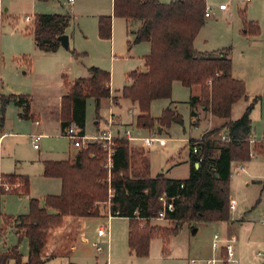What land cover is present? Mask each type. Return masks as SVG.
<instances>
[{
  "label": "trees",
  "instance_id": "1",
  "mask_svg": "<svg viewBox=\"0 0 264 264\" xmlns=\"http://www.w3.org/2000/svg\"><path fill=\"white\" fill-rule=\"evenodd\" d=\"M206 8L205 0H171L168 3L113 0V16L126 20L129 27L133 22L139 23L136 30L128 31L132 36L128 47L141 42L150 45L149 53L144 57L145 70L128 73L131 84L121 90V97L137 106V127L158 128L157 132H161L171 123H182L181 116L170 107L165 108L160 117L150 115L153 100L170 98L173 82L187 88L198 87L199 95L190 97L189 106H202L212 116L224 120L220 127L204 133L200 140H189L187 178L165 179L160 174L150 177L149 161L142 156L143 150L133 156L130 142L125 137L116 139L110 170L104 167L105 152L97 142L78 149L71 159L44 161L43 175L59 178L61 192L45 196L43 205L38 199L31 198L26 214L1 216L0 234L13 224L19 240L26 238L28 241V256L27 261L22 262L18 246H12L0 254V264H8L10 260L14 264H45L50 236L62 227L65 217L90 218L107 213V216L127 218L128 248L135 257L148 255L153 237L163 240L165 252L169 238L176 235L184 224L229 220L231 163L250 159V111L255 99L240 118L230 119L232 105L246 97V86L232 76V62L227 56L229 47L213 53L194 49L193 42L205 22ZM241 19L242 35H259L256 22L248 21L244 12ZM70 21L69 14H36L31 29L36 47L44 52L55 51L60 46L58 38L65 34ZM111 25L110 15L99 16L97 28L101 39L111 37ZM87 73V77L77 78L72 83L64 78L68 92L61 98L62 133L74 125L79 135L84 136L86 100L94 99L97 112L100 101L111 97L109 72L91 66ZM10 102L22 108L21 118L29 117L27 95L0 93V125ZM191 115H195L193 111ZM221 129L227 131L230 140H220L218 133ZM194 147L197 153H193ZM254 149L260 153L263 151L262 146L255 145ZM5 176L21 179L22 188L18 193H28L27 177ZM162 193L173 198V210L166 211L164 218L171 226L151 225L149 222L162 209L158 201ZM106 203L107 206H101Z\"/></svg>",
  "mask_w": 264,
  "mask_h": 264
},
{
  "label": "rangeland",
  "instance_id": "2",
  "mask_svg": "<svg viewBox=\"0 0 264 264\" xmlns=\"http://www.w3.org/2000/svg\"><path fill=\"white\" fill-rule=\"evenodd\" d=\"M98 1H103L101 9L107 11L108 0ZM205 1L207 9L211 10V17L206 18L205 25L196 36L195 47L211 51L217 49L222 37H226L229 41L228 44L232 48L231 56L234 73L237 70V76L234 78L241 80L238 78L240 74L248 75L253 80L252 85L254 87L255 72L253 70L260 51L259 47L249 44L250 41L242 37L243 23L241 13L244 12L248 21L253 20L257 23L260 30L258 40L264 44V0ZM220 4H224L227 10L221 12L218 9ZM0 6L2 10L0 17V84H2L0 92L7 96L10 94L28 95L33 108L37 111L45 112L48 107L52 108L57 104L61 87L60 74L63 72L64 75L73 79L78 77L72 72L71 67L77 64L76 61H80V59L75 61L72 57V51L77 53L73 43L70 44L69 48L61 49L58 52L43 53L38 51L31 35L33 19L36 14H69L72 16L71 8L65 1L57 0H0ZM107 15L112 17L113 30V13ZM25 16H30L32 21H25ZM115 19L116 42L121 44L123 53L115 50L118 61L114 64L111 95L113 93L116 96H120L119 105L115 106L111 101L103 100L96 112L94 99L88 98L86 101L87 120L85 130L87 134H92L95 131L94 121H96L97 115H99V129L108 127L106 121L112 115L114 117L119 115L124 122L121 126L122 133L125 129H128L132 136L151 135L149 131L144 130V128H138L134 124L135 116L129 111V101L117 93L124 85H127L128 73L144 69L143 59L148 53V46L146 43H140L128 50L125 38V22L118 17H115ZM78 22L79 20L72 16L66 33L76 32L78 30ZM258 67H256V71ZM58 68H63V70L60 71ZM106 71L110 72V70ZM242 81L244 82V80ZM253 87L249 86L248 89ZM194 88L189 89L179 83L174 85L173 96L170 100L175 101L176 109H173L181 116L182 123H171L168 128L163 129V132L158 137L167 139L165 146L160 147L153 143L147 147L151 167L150 174L152 176H156L161 172L165 177L170 178L187 177L189 172L188 140L198 137L202 131L212 125V119L209 120L208 118L204 119L201 117L196 126L190 120L187 100L189 94H194V90H197V88ZM254 98V96L249 97L248 102L252 103ZM164 104L167 105L168 101H155L151 105L150 115L152 114L153 116H151L154 118L160 117ZM239 105L240 103L237 101L232 111L234 115H236ZM6 107L5 122L9 126L8 130L13 135L6 136L3 139L1 148L5 149L8 155L14 153L16 164L21 167L19 171L22 172L20 173L29 177V195L12 194L17 193L16 190L11 193H4L3 196H0V213L17 216L27 213L28 197L39 199L43 205V199L47 194H54L55 191L61 192L59 183L56 187L57 181L43 176L42 163L47 160H67L72 158L75 147L71 145L68 138L61 135L60 129L55 125H48L45 129H40L32 121L19 122L17 121L18 108L13 103L7 104ZM253 107L256 121H258L255 132L256 137L259 138L264 131V97L258 98ZM129 123L133 125L126 126ZM40 132L43 133V136L38 140L37 147L34 148L30 136ZM132 144H129V149L133 156H136L134 153L140 150L144 152L142 156L146 154L145 148H142L139 144ZM139 157L137 156V158ZM249 161L250 166H255L256 171L263 172L264 154H260L257 158ZM129 172L131 173V170ZM232 176V178H235L234 176L236 175L232 174ZM6 178L9 182L21 180ZM234 182L236 187L229 193V204L234 203L236 199H241L246 193L244 196L249 198L253 196L251 202L252 206L255 205L259 199V191L257 194L256 185L250 183L249 186H246L242 179L238 180L237 178L234 179ZM230 194L235 200L230 199ZM260 203L261 206L264 204V192L261 195ZM101 206H107V203ZM257 208L258 205L255 209ZM103 211L106 212V209ZM149 222L151 225L171 226L165 219L154 218ZM100 224L107 226L113 239L111 264H189L191 258H197L195 253L189 251V245L193 240H201L206 235L205 230L201 227L205 226V222H194L190 225L184 224L176 235L169 238L165 245V252L163 240L153 237L149 242L148 255L146 257H135L129 252L127 246L129 225L127 218H108L107 213L100 217L87 218L83 230L88 233L90 240L95 238L96 228ZM193 226L201 227L200 231L195 235L192 232ZM97 243L104 246L101 242ZM12 246H18L21 260L27 256V241L22 240L19 242L16 234L8 230L5 238L2 237L0 239V252L2 253L7 247ZM94 254L99 259L100 264H104L105 253H99L94 249Z\"/></svg>",
  "mask_w": 264,
  "mask_h": 264
},
{
  "label": "crops",
  "instance_id": "3",
  "mask_svg": "<svg viewBox=\"0 0 264 264\" xmlns=\"http://www.w3.org/2000/svg\"><path fill=\"white\" fill-rule=\"evenodd\" d=\"M37 1H42V0H37ZM49 1V0H46ZM57 1H65V0H57ZM161 3H168L171 0H159ZM103 1H98V0H75L73 4L69 5L70 10L72 12V16L74 18H77L79 20L78 25H77V31L72 32L70 34H67L65 32V35L67 34L68 37V48L71 43H73V46L77 53H72L73 59L79 60L76 61L77 64H74L73 67H71L72 72L74 74L78 75V77L70 78L67 75H64L63 72L60 74V80H61V87L59 91V97L57 100V104L55 107H48L45 112L42 111H37L33 108L31 101L29 103V112H28V118H21L19 114L22 111V108L16 105L14 102L15 107L18 108L17 112V121H32L34 124L37 126V128L40 129H45L48 125H55L57 128L60 129V133L63 137L64 133L61 132L60 128V113H61V98L68 92V88L64 84V78L67 79L68 82H73L77 78H82V77H87V68L94 66L98 67L103 70H110L107 71L109 72L110 75V91H111V80L113 81L114 77V64L116 61H118V58L116 56L115 50L120 51L123 53L122 46L121 44H117L116 42V34H115V26H116V19L115 16L113 18V30H112V25H111V37L109 39H101L98 35V18L101 15H107L113 13V0H108V9L107 11H103L101 8V3ZM206 3V1H205ZM40 7V6H37ZM227 8V7H226ZM219 9V8H218ZM220 10V9H219ZM225 10H220L221 12L226 11ZM6 11V10H5ZM71 16V15H70ZM71 16V17H72ZM211 17V16H210ZM120 18V17H118ZM209 18V17H208ZM122 19V18H121ZM124 20V19H123ZM206 21V18H205ZM253 21V20H250ZM125 22V33H126V45L128 44V41L132 39V36L129 34V29L136 30L139 26L138 22H133L130 24V27L126 20ZM255 22V21H253ZM205 25V22H204ZM203 25V26H204ZM202 26V27H203ZM202 29V28H201ZM200 29V30H201ZM260 34V32H259ZM242 37L245 40L250 41L249 44H252L256 47H259V56L258 59L255 61V68L253 72H255L254 76V87L252 85L253 80L248 77V75H239L238 78L241 80H244L245 86H246V97L241 98L238 100V103L240 105L238 106V110H236V115L233 114V107L235 106V102L232 107H231V112H230V119L232 121L237 120L240 118L243 113L245 112L246 108L250 104L248 102L249 97L254 96L255 101H257L258 98H263L264 97V44L260 43L258 38L259 35L257 36H244ZM33 38V36H32ZM34 41V39H33ZM195 41L196 38L193 42V47L196 51L198 52H205V53H213L216 51H219L221 49L225 48H230V50L227 53V56L231 59L232 62V56H231V46L228 44L229 41L228 39L223 38L221 39V42L217 45V49L208 51L204 49H199L195 47ZM141 43H146L148 46L147 52L149 53L150 50V45L148 42H141ZM35 44V42H34ZM140 44V43H137ZM134 44V45H137ZM134 45L131 47L127 48L130 50ZM36 47V44H35ZM36 49L40 52L43 53H53V52H58L61 49H66L63 46H59L55 51L53 52H44L39 50L37 47ZM127 50V51H128ZM75 52V51H74ZM147 53V54H148ZM144 62V59H143ZM258 67V70L256 71V67ZM60 71L63 70V68H58ZM145 70V67L142 71ZM237 72V70H236ZM236 72L234 73V69L232 66V76L236 77ZM234 73V74H233ZM128 75V74H127ZM179 82H173L172 84V90H171V97L168 99H158V100H166L168 101V104L162 107V111L167 108H174L176 109L175 101L170 100L173 96L174 92V85ZM127 85L128 86L131 84L130 79L127 76ZM180 84V83H179ZM2 84H0L1 87ZM123 86V87H124ZM249 86L253 88H249ZM187 88V87H186ZM189 88V89H193ZM197 90H194V94H189L188 101L191 96H198L199 95V88ZM194 88V89H195ZM122 90V89H121ZM121 90H118V95H121ZM262 90V91H261ZM263 92V93H262ZM1 93V92H0ZM3 94V93H2ZM250 96H249V95ZM12 95V94H10ZM22 95V94H21ZM28 96V95H27ZM116 97L114 100L113 98ZM103 100H107V102H112L113 105L117 106L119 105L120 101V96H116L115 94L112 93L110 98L107 99H102L100 101V104ZM128 100V99H126ZM158 100H153L151 102V105ZM170 100V101H169ZM87 101V100H86ZM130 103L129 106V111L132 112L135 116V121L134 124L136 125V116L138 115V109L135 103L131 102L128 100ZM8 103V104H10ZM253 103V106H254ZM150 105V109H151ZM189 106V104H188ZM7 108V107H6ZM6 108H5V114H6ZM253 108L250 111V120H251V135L249 139V149L250 151L254 152V155L250 157V159H255L257 156H260V154H263V151L260 153L257 150L254 149L255 145L257 147H263L264 150V131L262 132L261 136L259 138L256 137V127L258 124V121H256V114L253 111ZM191 111L194 112V116L191 115ZM235 111V110H234ZM238 111V112H237ZM5 114H4V120L3 123L0 125V133L3 135L2 141L6 136H11L13 133H11L8 128L9 126L5 122ZM152 115V114H151ZM155 115V114H154ZM189 115H190V120L193 123V125H197L199 121L202 118H208L209 120L212 119V125L202 131L198 137L195 138H190L189 140H200L203 136L204 133L220 127L224 120L221 118L214 117L210 114L209 111H206L204 107L202 106H196L191 108L189 106ZM153 116V115H152ZM86 120H87V111H86V106H85V125H86ZM96 121H94L95 125V131L91 133H86L85 126H84V136L86 137H92L97 134H99L101 131L109 129L110 132L115 135V136H123L126 131H129L128 129H125V131L122 133L121 131V126L124 124L123 120L120 118L119 115L110 117L107 121L106 124L108 127L99 129V115L96 116L95 118ZM215 121V123H214ZM132 123L127 124L126 126H132ZM254 125V126H253ZM146 131H149L151 135H138L134 136L137 138H143V137H149V136H160L161 132H157L158 128H154L151 130L144 129ZM222 134H227V131L225 129H221L220 132L218 133V137ZM36 135H41L43 136V133H38ZM132 135V133H131ZM40 137V138H41ZM164 138V137H161ZM166 139V138H165ZM188 140V142H189ZM2 141L0 145V174L2 175H12V176H19V177H27L28 179V192H29V177L27 175H22L19 171L21 167L16 164V158L14 153L12 154H7L5 149H2ZM131 144H139L142 148H145L146 150V157L149 161V156H148V150L147 147H143L141 145V142L136 140L130 142ZM167 143V139H166ZM165 143V145H166ZM133 145V144H132ZM164 145V146H165ZM260 145V146H258ZM162 147V146H160ZM78 151L77 148H75V151L73 152L74 156L76 152ZM69 155H70V150H69ZM73 158V157H72ZM71 159V158H69ZM249 159V160H250ZM66 160V159H65ZM47 161H60V160H47ZM44 162V161H43ZM250 161H233L231 163V174H230V181H229V193L231 190H233L236 187V183L234 182V179L237 178L238 180L242 179L243 182L245 183L246 186H249L250 183H254L257 188V194L259 191V199L256 201L255 205L252 206V198L247 196H242L241 199L239 198L236 199L234 203L229 204V220L227 221H217V222H205V226H201L202 229L205 230L206 235L201 239V240H196L189 245V251L193 252L196 254L197 258H191L189 260V264L191 263V260H197L198 262L196 264H203L200 260L203 259H208L212 257H221L225 255V250L223 249V245L230 243L233 247V252H232V258L235 260L234 263H227V264H264V204L261 206V195L264 192V170L263 172H259L255 170V166H250ZM15 164V165H14ZM150 165V161H149ZM196 166V164H195ZM150 168L149 167V173H150ZM242 168V169H241ZM19 172V173H18ZM42 172H43V163H42ZM163 178L165 179H185L187 177L183 178H170V177H165L161 172L159 173ZM157 174V175H159ZM232 174H235V178H232ZM156 175V176H157ZM44 176V175H43ZM156 176H152L150 174V177L154 178ZM188 176V175H187ZM49 179H54L57 181L56 187L59 183V186L61 187V180L59 178H54V177H46ZM234 185L233 187H230ZM4 193H1L0 196H3ZM12 194H19V195H26L28 196L29 193H12ZM57 191L54 192V194H47V195H58ZM46 195V196H47ZM33 197H28V209H29V201ZM36 199V198H35ZM230 199H234L232 194H230ZM39 200V199H38ZM235 200V199H234ZM258 205V208L256 206ZM260 205V206H259ZM28 212V211H27ZM26 214V213H25ZM1 216H10V217H15L13 215H7L0 213V227L2 226V218ZM108 217V216H107ZM91 218V217H90ZM108 218H113V217H108ZM156 219V218H155ZM87 218H75V217H65L64 218V224L62 227L54 230L50 236V250H49V256L45 262V264H100L99 259L95 256L94 254V249H95V244H98L97 242H101L104 244L102 246L103 250L102 253H105V262L104 264H111V259L113 257V239L111 237V232L109 231L108 235L104 236H99L97 234V229L99 228L100 225L96 228V236L94 239L90 240L88 233L83 230V226L85 225V221ZM75 227V228H74ZM200 226L194 227L193 226V235L197 234L200 231ZM10 230L11 232H14L18 238L17 230L14 227L13 224L8 225L3 233L0 234V239L3 237L5 238L6 232ZM109 230V229H108ZM128 234V231H127ZM217 234L218 235V242L222 248H220L217 251H214L212 249V241H213V236ZM19 240V238H18ZM22 240H26V238H22L19 240L21 242ZM100 244V243H99ZM128 246V243H127ZM11 247H7L2 253L7 252ZM129 249V248H128ZM130 252V251H129ZM0 252V254H2ZM259 254V255H258ZM27 256H28V241H27ZM27 256L23 259L22 262L27 261ZM258 258V259H257ZM8 264H14L13 260H10Z\"/></svg>",
  "mask_w": 264,
  "mask_h": 264
},
{
  "label": "built area",
  "instance_id": "4",
  "mask_svg": "<svg viewBox=\"0 0 264 264\" xmlns=\"http://www.w3.org/2000/svg\"><path fill=\"white\" fill-rule=\"evenodd\" d=\"M74 1L75 0H65V2L68 5L73 4ZM246 1H250V0H246ZM218 8L220 10H225L226 6L224 4H220L218 6ZM210 11L211 10L209 8L208 9L206 8V11L204 13V18H208L211 16ZM1 15H2V10H1V6H0V17H1ZM24 19H25V21H28V22L32 21V18L30 16H25ZM64 136L66 138H68L71 142V145L77 149H80V148L84 149L90 143H93V142H97L98 144H100L102 149L105 152L104 167L108 170H110V168L112 167V156H113L115 148H116V139H118V138L125 137L130 142L138 140L141 142V145L143 147L150 146L153 143H156L159 146H164L166 143L165 138H161V137H158L156 135L149 136V137H143V138H137V137L132 136L130 131H126L123 136H115L110 132L109 129L103 130L95 136L86 137V136L79 135L78 130H77L76 126H74V125H71L66 130V132L64 133ZM2 137H3V135L0 133V145H1ZM40 137H41V135L30 136V139H31V142H32L34 148L37 147V142L40 139ZM220 140L221 141H228V140H230V137L227 134H222L220 136ZM263 143H264V140H263ZM192 151H193V153H197V148L194 147ZM263 154H264V150H263ZM253 155H254V152L250 151L249 156L252 157ZM21 188H22V183L19 180H17L16 182H9L8 179L6 178V176L0 174V194L1 193H11L14 190H16L18 193V192H20ZM158 201L161 203L162 209L159 212L156 219H164L166 211H172L173 210V198H169L166 196L165 193H162L158 197ZM108 217H110V215H108ZM97 234L99 236L108 235L109 230H108L107 226L103 225V224L100 225L99 228L97 229ZM218 239H219L218 235L215 234L213 236V241H212V249L214 251H217L220 248H222L218 242ZM94 246H95V249L97 252H99V253L102 252L103 248H102L101 244L98 243V244H95ZM223 249L225 250V255H223L221 257H212V258H208V259H203L200 261L203 264L234 263L235 260L232 258V252H233L232 245L230 243H227V244L223 245ZM197 262H198L197 260H194V259L191 260L192 264H196Z\"/></svg>",
  "mask_w": 264,
  "mask_h": 264
},
{
  "label": "water",
  "instance_id": "5",
  "mask_svg": "<svg viewBox=\"0 0 264 264\" xmlns=\"http://www.w3.org/2000/svg\"><path fill=\"white\" fill-rule=\"evenodd\" d=\"M6 10V9H5ZM59 42H60V45L63 46L64 48H67L68 47V37L67 35H62L58 38ZM198 164H196L197 166Z\"/></svg>",
  "mask_w": 264,
  "mask_h": 264
}]
</instances>
